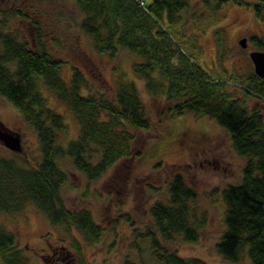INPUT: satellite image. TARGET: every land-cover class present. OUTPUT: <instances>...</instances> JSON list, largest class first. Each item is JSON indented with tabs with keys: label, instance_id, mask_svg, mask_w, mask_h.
Here are the masks:
<instances>
[{
	"label": "trees",
	"instance_id": "trees-1",
	"mask_svg": "<svg viewBox=\"0 0 264 264\" xmlns=\"http://www.w3.org/2000/svg\"><path fill=\"white\" fill-rule=\"evenodd\" d=\"M10 1L11 8H1L0 97L34 129L41 159L28 161L25 156L24 164L19 153L14 152L13 157L0 153V211L17 213L35 205L51 225L66 228L72 250L80 255L81 244L72 231L92 245L103 238L104 228L90 210L67 206L63 188L68 172L59 161L70 159L93 181L132 155L136 131L151 128L137 84L125 75L112 90L97 85L96 80L92 84L77 66L72 67L70 79L63 76L67 61L53 52L46 36L53 23L62 28L63 15L58 11L62 2L73 6L79 16L77 27L91 38L95 55L115 59L124 51L136 58L132 70L144 81L146 92L163 101L161 114L170 119L187 114L208 117L228 134L245 165L240 180L221 189L225 231L216 250L232 263L246 256L251 264H264V114L259 107L248 108L241 98H233L223 79L215 78L195 60L202 49L199 47L196 57L188 47L186 15L192 0ZM228 3L252 8L264 26V0L254 4L247 0H204V7L216 12ZM15 19L26 24L34 44L10 27ZM254 76L258 82L246 92L264 100V78ZM44 88L75 116L77 139L60 142L59 133L67 129L65 115L48 104ZM168 192L167 200L150 206L153 227L138 233L137 238L148 242L156 264H208L201 258H184L171 246L179 237L186 242L198 241L206 216H200L195 206L197 191L178 173ZM17 240L16 233L0 225L3 264H30L17 248ZM49 257L42 255L45 264ZM124 264L136 263L127 258Z\"/></svg>",
	"mask_w": 264,
	"mask_h": 264
},
{
	"label": "rangeland",
	"instance_id": "rangeland-1",
	"mask_svg": "<svg viewBox=\"0 0 264 264\" xmlns=\"http://www.w3.org/2000/svg\"><path fill=\"white\" fill-rule=\"evenodd\" d=\"M247 1L255 3V0ZM12 4L10 0H0V19L1 8H11ZM58 11L63 15L62 28L57 29L53 23L46 36L53 52L67 61L63 76L70 79L72 67L77 66L92 84L96 80L97 85L112 90L119 77L125 75L137 84L151 128L136 131L132 155L93 181L76 169L70 159L59 161L68 172L63 188L67 206L91 211L94 220L104 228V236L98 243L85 244L73 230V238L81 244V256L78 255L71 248L66 228L51 225L35 205L29 204L17 213L0 211V225L18 236L17 248L31 260L30 264H45L42 255L46 254L50 256L48 264H124L127 258L136 264L142 261L156 264L148 242L137 236L153 227L150 206L168 199L170 181L182 173L197 191L195 206L206 219L197 242H186L179 237L171 246L184 258L197 257L208 264H251L246 256L237 263L229 262L216 250L225 231L221 189L226 183L238 182L245 165V158L233 150L228 134L208 117L187 114L170 119L161 114L163 101L146 92L144 81L132 70L136 58L124 51L115 59L95 55L91 38L77 27L79 16L73 6L61 2ZM186 20L188 47L196 57L200 54L199 47L202 49L200 58L195 60L215 78L223 79L233 98L241 97L248 108L259 107L264 114V100L247 93L258 82L249 52L264 51V26L253 9L228 3L214 12L204 7V0H192ZM10 27L34 44L33 35L21 20H13ZM253 36H256L254 41ZM244 37L249 39L248 49L240 45ZM43 92L48 104L65 115L67 129L59 133L60 142L67 144L77 139L79 124L75 116L55 94L47 88ZM0 123L22 136L24 151L19 153L20 162L25 164V156L28 161L41 159L34 129L1 97ZM10 151L0 143V153L11 156L14 152ZM63 239H67L65 246ZM0 264H3L1 259Z\"/></svg>",
	"mask_w": 264,
	"mask_h": 264
},
{
	"label": "water",
	"instance_id": "water-1",
	"mask_svg": "<svg viewBox=\"0 0 264 264\" xmlns=\"http://www.w3.org/2000/svg\"><path fill=\"white\" fill-rule=\"evenodd\" d=\"M241 44L246 47V39H243ZM251 58L255 63L257 74L264 78V52H254L251 54ZM0 143L15 153H23L24 151L20 134L6 129L3 125H0Z\"/></svg>",
	"mask_w": 264,
	"mask_h": 264
}]
</instances>
